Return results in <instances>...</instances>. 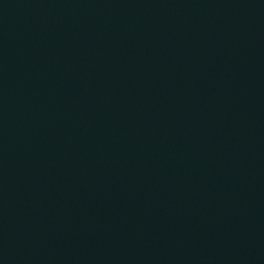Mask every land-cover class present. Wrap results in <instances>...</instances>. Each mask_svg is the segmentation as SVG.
<instances>
[{
  "label": "water",
  "instance_id": "1",
  "mask_svg": "<svg viewBox=\"0 0 264 264\" xmlns=\"http://www.w3.org/2000/svg\"><path fill=\"white\" fill-rule=\"evenodd\" d=\"M0 264H264V0H0Z\"/></svg>",
  "mask_w": 264,
  "mask_h": 264
}]
</instances>
